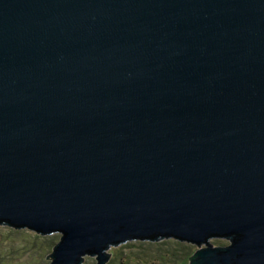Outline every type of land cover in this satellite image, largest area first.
<instances>
[{
  "label": "water",
  "instance_id": "water-1",
  "mask_svg": "<svg viewBox=\"0 0 264 264\" xmlns=\"http://www.w3.org/2000/svg\"><path fill=\"white\" fill-rule=\"evenodd\" d=\"M0 224L264 264V0H0Z\"/></svg>",
  "mask_w": 264,
  "mask_h": 264
},
{
  "label": "rangeland",
  "instance_id": "rangeland-1",
  "mask_svg": "<svg viewBox=\"0 0 264 264\" xmlns=\"http://www.w3.org/2000/svg\"><path fill=\"white\" fill-rule=\"evenodd\" d=\"M61 237L60 232L43 235L29 228L0 224V264H51L53 259L47 257L53 253L54 246L61 241ZM211 243L221 247L230 245L231 240L216 237L211 239ZM189 246L192 247V258L200 246L176 238H165L158 242L137 240L119 247L124 258L132 257L133 264H181L184 261L190 264L191 258L187 255ZM116 248L110 249L111 258L113 249ZM96 263L97 257L92 255H86L83 261V264Z\"/></svg>",
  "mask_w": 264,
  "mask_h": 264
},
{
  "label": "trees",
  "instance_id": "trees-1",
  "mask_svg": "<svg viewBox=\"0 0 264 264\" xmlns=\"http://www.w3.org/2000/svg\"><path fill=\"white\" fill-rule=\"evenodd\" d=\"M146 241V240H145ZM149 242H158V241H151L149 240ZM130 243V242H129ZM129 243H126L129 244ZM121 247L113 249V258H111L109 264H133L132 261V257H123L122 255V251L120 250ZM192 247L189 246L187 247V255L190 257L192 252H191ZM118 256H120L121 258H119ZM119 258V259H118ZM191 258V257H190ZM186 259V258H185ZM184 259V260H185ZM189 259V258H188ZM183 263H186L185 261ZM181 263V264H183ZM187 264V263H186Z\"/></svg>",
  "mask_w": 264,
  "mask_h": 264
}]
</instances>
